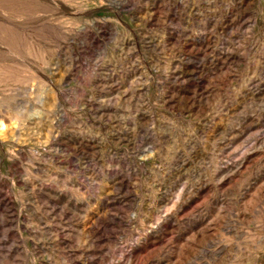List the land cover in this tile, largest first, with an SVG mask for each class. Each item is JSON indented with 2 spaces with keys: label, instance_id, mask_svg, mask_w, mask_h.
<instances>
[{
  "label": "rangeland",
  "instance_id": "374dc122",
  "mask_svg": "<svg viewBox=\"0 0 264 264\" xmlns=\"http://www.w3.org/2000/svg\"><path fill=\"white\" fill-rule=\"evenodd\" d=\"M0 264H264V0H0Z\"/></svg>",
  "mask_w": 264,
  "mask_h": 264
},
{
  "label": "bare ground",
  "instance_id": "6f19581e",
  "mask_svg": "<svg viewBox=\"0 0 264 264\" xmlns=\"http://www.w3.org/2000/svg\"><path fill=\"white\" fill-rule=\"evenodd\" d=\"M196 46V45H195ZM200 49V48H199ZM205 50H206V48H205ZM203 51H204V49H203ZM32 131V130H31ZM32 133H33V131H32ZM20 134V133H19ZM35 134V133H34ZM33 136V135H32ZM31 137V136H30ZM122 138V137H121ZM29 139V138H28Z\"/></svg>",
  "mask_w": 264,
  "mask_h": 264
}]
</instances>
